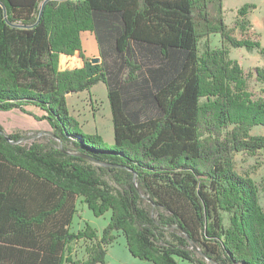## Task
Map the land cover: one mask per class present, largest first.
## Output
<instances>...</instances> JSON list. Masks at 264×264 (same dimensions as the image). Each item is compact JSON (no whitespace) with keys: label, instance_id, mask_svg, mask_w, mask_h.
<instances>
[{"label":"trees","instance_id":"16d2710c","mask_svg":"<svg viewBox=\"0 0 264 264\" xmlns=\"http://www.w3.org/2000/svg\"><path fill=\"white\" fill-rule=\"evenodd\" d=\"M0 1V111L51 128L46 141L23 142L0 124V264L104 263L119 234L152 264H264L260 187L236 168L238 153L264 151V88L250 87L264 84V68L229 56L264 54L251 4L230 26L224 0ZM81 31L94 34L100 62L62 69V55L84 58ZM215 33L220 47L209 45ZM98 82L111 145L81 131L67 104ZM78 201L110 211L100 234L70 229ZM81 239L90 244L77 259Z\"/></svg>","mask_w":264,"mask_h":264},{"label":"rangeland","instance_id":"374dc122","mask_svg":"<svg viewBox=\"0 0 264 264\" xmlns=\"http://www.w3.org/2000/svg\"><path fill=\"white\" fill-rule=\"evenodd\" d=\"M244 4H251L247 19L249 26L254 28L258 34L260 43L264 48V0H224L223 9L225 22L232 26L236 17L237 9ZM238 35L239 32L236 31ZM91 31H85L83 36L84 58L77 56H61L59 65L62 69L77 67H93L99 63L95 59L100 55L96 40L92 47ZM239 36V35H238ZM203 40L200 43V49L203 47ZM209 45L211 47H220V35L215 33L209 36ZM229 56L241 62L243 68L251 69L258 66L264 68V54H259L256 50L247 51L245 48H230ZM250 87L256 94L264 88V84L251 79ZM67 104L69 111L79 122V129L85 133H97L102 138L103 145L113 144V125L111 111L107 98L106 87L102 82L94 84L89 90L80 92H72L67 95ZM29 111L41 115V111L37 108H28ZM37 121H41L40 123ZM0 123L5 133L19 132L24 134L23 142L32 140L46 141L49 138L51 128L44 120H36L29 114L21 112L17 109L8 111H0ZM253 134H262L261 126H255ZM236 168L242 174L249 175L257 184H259V203L264 207V151L258 152L254 156H248L238 153L236 155ZM107 184L115 187L114 182L107 175H103ZM77 211L71 222V230L78 231L84 228L85 224L90 225L98 234L107 224L110 211H106L103 215L95 216L92 211L81 201L77 203ZM90 244L89 240H79L73 244V256L77 259L85 258V246ZM180 264H193L188 260L178 257ZM100 264H152L150 261L142 260L130 254L126 247L125 238L119 234L117 240L108 247L107 255L104 263ZM205 264H211L206 262Z\"/></svg>","mask_w":264,"mask_h":264},{"label":"crops","instance_id":"0c3cea01","mask_svg":"<svg viewBox=\"0 0 264 264\" xmlns=\"http://www.w3.org/2000/svg\"><path fill=\"white\" fill-rule=\"evenodd\" d=\"M84 31H81L80 32V39H81V43H82V46H83V36H82V33H83ZM90 38H92V47H93V45H94V39H95V37H94V34H93V36L92 35H90ZM83 49H84V47H83ZM85 50V49H84ZM62 56H64V55H62ZM68 57V56H67ZM72 57V56H71ZM29 107H32V108H36V107H33V106H29ZM29 107H26L27 108V110H28V108ZM38 109V108H37ZM41 111V110H40ZM42 112V111H41ZM36 114V113H35ZM42 114V113H41ZM34 119V118H33ZM45 121V120H44ZM37 122H41V121H37ZM47 122V121H46ZM1 124V123H0ZM48 124V123H47ZM49 125V124H48ZM11 133V132H10ZM100 264V263H99Z\"/></svg>","mask_w":264,"mask_h":264},{"label":"water","instance_id":"95a60500","mask_svg":"<svg viewBox=\"0 0 264 264\" xmlns=\"http://www.w3.org/2000/svg\"><path fill=\"white\" fill-rule=\"evenodd\" d=\"M0 5L3 7V9H4V5H3V3L0 1ZM95 61H99L100 62V57L98 56L96 59H95ZM6 137V139L8 140V137L7 136H5ZM8 141H10V140H8Z\"/></svg>","mask_w":264,"mask_h":264}]
</instances>
